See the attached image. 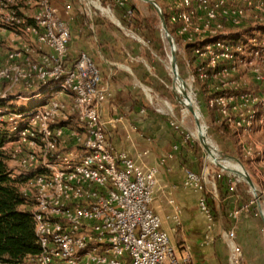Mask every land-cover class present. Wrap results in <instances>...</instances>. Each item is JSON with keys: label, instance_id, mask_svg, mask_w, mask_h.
<instances>
[{"label": "built area", "instance_id": "obj_1", "mask_svg": "<svg viewBox=\"0 0 264 264\" xmlns=\"http://www.w3.org/2000/svg\"><path fill=\"white\" fill-rule=\"evenodd\" d=\"M160 1L176 58L213 126L229 132L264 184V0ZM90 3L101 13L111 14L112 6L124 10L123 19L132 15L128 0ZM70 41L53 0H0V126L12 134L4 146L10 170L26 176L17 189L30 203L39 247L21 264H196L185 239L172 244L150 208L157 192L168 193L158 169L139 162L144 152L133 158L108 140L107 125L119 119L103 120L109 93L100 71L85 52L71 60ZM42 95L40 105L24 109ZM217 178L206 166L184 169L183 185L200 193L198 207L210 226L205 195L218 199ZM246 209L230 212L231 222ZM178 216L173 206L175 227ZM222 236L229 263L240 264L232 224Z\"/></svg>", "mask_w": 264, "mask_h": 264}, {"label": "crops", "instance_id": "obj_2", "mask_svg": "<svg viewBox=\"0 0 264 264\" xmlns=\"http://www.w3.org/2000/svg\"><path fill=\"white\" fill-rule=\"evenodd\" d=\"M53 4L59 9L71 33L69 58L74 60L79 53L85 52L97 65L102 84L109 93L102 108V118L107 122L110 119L119 121L115 127L107 125L108 140L116 151H124L130 157L134 158L137 152H144L139 162L156 167L159 183L168 186L166 197L159 192L155 194L150 204L151 210L160 220H167L171 231H174L175 225L170 216L173 206L177 207L180 228L187 234L185 242L192 255L194 253L202 258V261L195 260L193 256L195 263L225 264L224 258L220 257L221 245L215 241L209 246L220 233L215 225H209L199 210L200 193L183 185L185 168L198 172L192 151L185 145L182 136L173 130L170 121L147 109L148 105L139 96V89L145 92L142 83L149 79L142 69L144 64L139 65L142 59L127 52H119L115 49L117 43L107 42L104 24L96 19H84L86 13L79 0H53ZM66 5L71 10L68 14L64 13ZM102 48L115 50L114 53H103ZM206 116L213 121L211 113L207 112ZM168 200H172L173 205ZM240 247L242 264H255L259 261L256 257L251 261L243 244ZM226 259L228 263L227 254Z\"/></svg>", "mask_w": 264, "mask_h": 264}, {"label": "rangeland", "instance_id": "obj_3", "mask_svg": "<svg viewBox=\"0 0 264 264\" xmlns=\"http://www.w3.org/2000/svg\"><path fill=\"white\" fill-rule=\"evenodd\" d=\"M157 4L162 8V2L160 0H155ZM128 7H133L134 16L139 20L148 21V23L155 24L156 37L157 39L151 40V42L146 41L141 34L133 27L132 24L128 23V20L124 21L122 14L115 7H110L111 14L101 13L98 9H95L90 3V0H84L83 3L87 4V8L90 9V15L84 14V19L87 21L98 20L101 21L106 29V38L107 42L117 43L116 48L119 52L129 53L131 56H136L141 58L139 65L144 64L142 69L148 75L149 79L147 82L142 83V89H145V92L139 89V96L142 98L144 103L148 105L150 111H153L157 115H161L163 118L168 121H172L178 126V129H173L182 136L184 139L185 145L192 151L194 157L195 165L198 168V172L206 166L208 168L210 176H225L229 177L233 189V194H231L229 201L222 202V207H220V198L218 196L217 200H214L215 203V218L213 225L216 226L217 232L220 234L212 239L210 245H213L216 241L221 245L220 257L224 258L225 264L227 263L226 254L229 257V248L226 241L224 240L222 233L229 228L230 224L233 225L236 235V244L240 247V244H243L245 251L251 257V261L254 257L259 258V261L255 264H264V222H262L259 217L256 203L247 184L238 179L229 175L225 171H221L215 165L209 163L206 160V155L197 139L194 138L193 133L196 131V125L194 123L193 115L185 109L179 102L182 99L180 96L176 95L172 88V75L170 72L169 65V48L167 41L160 29L159 19L155 10L147 3L141 0H128ZM101 6L106 7L105 3L101 1ZM97 6V5H96ZM71 11V10H69ZM132 17V16H131ZM119 23V25L117 24ZM169 30V29H168ZM91 31V30H90ZM171 34V32L169 31ZM174 38V37H173ZM114 43V44H115ZM109 45V43H106ZM105 44V45H106ZM174 44L176 41L174 39ZM113 47V46H112ZM4 49V46L2 47ZM103 53L105 51H110L114 53L111 48H102ZM105 49V50H104ZM177 61V70L181 79L185 82L186 92L190 95L191 102L195 108L199 110L201 117L199 118L200 123L203 121L204 126L206 127V136L207 143L212 145V150L215 153L216 158L221 155L232 156L237 158L243 169L248 173L251 181L253 182L256 190L259 193V200L261 208L264 209V184L260 182L257 178L256 171L253 169V166H250L248 161L244 159L237 150L235 142L230 139L223 141L218 135L215 134L214 126L210 118L206 116V108L204 107L203 100L200 95L193 90L191 87L190 81L188 79L187 72L183 69L181 62L178 58ZM45 95L39 97V99L34 100L33 102L24 103V109L29 110L31 107H36L40 105L44 100ZM148 99H152V104L149 103ZM186 110V111H185ZM227 142V143H226ZM224 166L227 168L239 169L241 168L237 165L231 163H224ZM9 167L12 168L9 163ZM253 167V168H252ZM189 169V168H188ZM242 169V170H243ZM17 172V171H16ZM229 175V176H228ZM26 176L21 175L22 181ZM238 180V181H237ZM217 182V180H216ZM208 189V186L207 188ZM218 195V191H217ZM253 201V204L251 202ZM226 204V205H225ZM226 206V209L224 207ZM247 206L246 211H244L236 221L231 222L228 215L230 212L237 210L240 207ZM161 229L167 234L169 240L172 244H176V236L179 237V240L187 238L185 231L178 227H174V231H171L170 226L167 220L161 219ZM182 243V242H181ZM177 245V244H176ZM188 245V244H187ZM241 248V247H240ZM242 251V249H241ZM195 260H201L202 258L193 253ZM202 261V260H201ZM253 263V262H252ZM240 264H242L240 262Z\"/></svg>", "mask_w": 264, "mask_h": 264}, {"label": "trees", "instance_id": "obj_4", "mask_svg": "<svg viewBox=\"0 0 264 264\" xmlns=\"http://www.w3.org/2000/svg\"><path fill=\"white\" fill-rule=\"evenodd\" d=\"M130 9L134 12L133 7H130ZM118 10L123 14V9ZM131 16L123 20H128V23L132 24L146 41L151 42V40L157 39L155 24L139 20L134 14ZM167 26L169 31L172 32V28L168 23ZM214 130L216 131L215 134L223 141L230 139V134L224 127H214ZM9 140H12V134L5 126H0V262L21 264L25 258L37 255L39 247L34 233L30 203H25L17 189V184L22 182L21 175L12 172L9 168V157L4 148L5 143ZM216 187L221 200L220 207L223 209L222 202L227 201L230 204L229 198L233 194V189L228 183V177L219 176ZM205 197L213 218H215L216 205L209 195H205ZM224 209H226V206ZM176 239V244L180 245L182 241L177 236Z\"/></svg>", "mask_w": 264, "mask_h": 264}, {"label": "water", "instance_id": "obj_5", "mask_svg": "<svg viewBox=\"0 0 264 264\" xmlns=\"http://www.w3.org/2000/svg\"><path fill=\"white\" fill-rule=\"evenodd\" d=\"M141 1L149 4L155 10V12L157 14V17H158L159 23H160L161 32L164 35V37L167 41V44H168V48H169V65H170L169 69H170V72L172 75V88H173V90H174L175 86H177L179 88L180 95L183 98H185L186 100H188V102L190 103L189 107H188L189 112L191 114H194V108L195 107L193 105V101L191 103L190 95L186 92V89H185V82L181 79V77L178 74L175 47H174V38L169 33L167 22H166L164 14H163V11L161 10V7L157 4V2L155 0H141ZM195 109L197 110V112H199V110L197 108H195ZM194 123L197 127H200L199 120L195 119ZM205 130H206V127H205ZM198 143L202 147L204 154L207 153V154L211 155L212 163L216 167H218L222 171L227 172L231 176L239 178L240 180L244 181L247 184V186L249 188V192L251 193L252 197L255 200L256 208H257L259 217L261 218L262 222H264V209H262L261 205H260L259 193L256 190L253 182L251 181L248 173L243 169L240 161L235 157L226 156V155H221L222 159L220 157H218V158L214 157L211 153L212 145H209L207 143L206 132L204 135L199 134ZM226 162L233 163V164L239 166L241 169H243V171H238L236 169H230V168L225 167L223 164Z\"/></svg>", "mask_w": 264, "mask_h": 264}, {"label": "bare ground", "instance_id": "obj_6", "mask_svg": "<svg viewBox=\"0 0 264 264\" xmlns=\"http://www.w3.org/2000/svg\"><path fill=\"white\" fill-rule=\"evenodd\" d=\"M97 7H98V5H97ZM102 10V9H101ZM102 11H104V10H102ZM174 92L176 93V95H178V96H180L182 99H180L179 100V102H180V104L185 108V109H188V107H189V102H188V100H186L185 98H183L181 95H180V90H179V88L177 87V86H175V88H174ZM191 101V100H190ZM192 103V102H191ZM186 111V110H185ZM189 111V110H188ZM193 115V118H194V120L195 119H197V120H199V118L201 117V115H200V113L199 112H197V110L194 108V114H192ZM200 122V121H199ZM201 122L202 123H200V127H197L196 126V131H195V133H193V136H194V138H196L197 139V141H198V136H199V134H205V132H206V130H205V127H204V124H203V121L201 120ZM211 153H212V155L214 156V157H216L215 156V153L213 152V150L211 149ZM207 154V153H206ZM206 160L209 162V163H212V157H211V155L210 154H207L206 155ZM225 167H227V166H225ZM230 169H234L233 167L232 168H230ZM236 170H238V171H243L242 169L241 170H239V169H236Z\"/></svg>", "mask_w": 264, "mask_h": 264}]
</instances>
